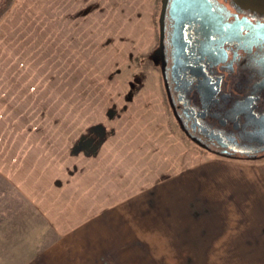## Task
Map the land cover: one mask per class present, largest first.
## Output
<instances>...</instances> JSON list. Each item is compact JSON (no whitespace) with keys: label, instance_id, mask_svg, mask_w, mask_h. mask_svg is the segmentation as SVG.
Wrapping results in <instances>:
<instances>
[{"label":"crops","instance_id":"obj_1","mask_svg":"<svg viewBox=\"0 0 264 264\" xmlns=\"http://www.w3.org/2000/svg\"><path fill=\"white\" fill-rule=\"evenodd\" d=\"M153 1L0 0V227L19 207H34L54 231L56 240L41 252L51 264H94L104 232L118 239L122 225L126 238L134 239L136 217L148 222L152 211L164 217L173 212L176 224L227 230L198 235L190 254H264V182L260 175L262 182L249 181L253 171L245 163L252 159L205 153L192 141L197 149L169 137L166 128L151 134L133 125L126 106V117L115 119L119 110L108 103L103 119L95 105L72 108L64 101L72 78L79 81L73 88L82 90L87 40L102 45L103 16L114 31L109 37L117 39L118 15L141 14L138 26L125 29L139 34ZM158 5L152 10L159 39L164 0ZM55 80H62V90ZM5 230L0 238H18ZM84 247L91 250L89 260L68 257L84 256Z\"/></svg>","mask_w":264,"mask_h":264},{"label":"rangeland","instance_id":"obj_2","mask_svg":"<svg viewBox=\"0 0 264 264\" xmlns=\"http://www.w3.org/2000/svg\"><path fill=\"white\" fill-rule=\"evenodd\" d=\"M158 3L159 0H157V3L156 1L151 3L149 14L144 16L147 17L148 21V24L144 25L148 28L145 30L146 27L143 25V31L136 30L139 34H136L134 30L125 29L130 24L138 26L136 19L143 17L141 14L118 15L120 28L118 33L120 34L117 39L109 37L114 31L112 32L109 29L110 26L106 24V16H103V30L101 32L104 37L102 45H89L92 38L87 40L86 53L88 56L83 58L84 66H86V76L80 80L82 90L74 89L79 87V81L77 78H72L69 82L72 92L65 97L64 101H70L72 108H77L78 104H84L88 108L95 105L94 107L97 108L95 114H102L103 119L107 118L105 113L108 103L116 104L119 110H117L119 114L114 116L115 119L126 117L123 114L125 111H121L126 106L132 112L128 119L136 122L133 123L134 126H144V129L151 130V134L164 131V128H166L169 137H179L187 144L189 143L190 146L195 147L196 145L179 129L177 121L173 117L166 97L160 67L151 57L160 40V37L157 38L156 14L152 10V8L158 6L160 8L161 5H158ZM123 24L125 25L123 26ZM108 40L111 41V46L105 44ZM95 47L100 52L98 50L95 53ZM56 81L55 88L62 90V80L59 83ZM58 101L57 96H55V102ZM78 113L80 112H71L72 116ZM179 143L177 140V145ZM248 161L245 164L249 166L250 173L253 171V176H250L252 179L249 181L253 182V178H256L255 182H264V176L261 175V173L264 174V157ZM259 175L262 181L257 178ZM19 211L20 213L16 214L11 212V217H8L11 218V222L6 223L5 227L3 225L0 227V230H8V235L12 233L19 234L18 238L9 239L10 236L0 238V264H32L35 260L37 261L33 264H51L53 261V259L50 260L51 256H41L42 250L56 240L53 238L54 231L51 225L34 207L22 206L19 207ZM138 218L140 217H136L134 226V239L126 238V231L121 229L122 225H120V237L118 239L112 237L114 232L109 230L104 232V235L108 236L103 238L100 248H96V252L99 251V257L95 254L94 264H264V254L188 253L197 246L198 235H205L213 231L219 233L218 235L227 233V230H221L219 224L212 225L216 227L213 231L205 229L207 224L183 222L176 224L173 212H168L164 217L158 212L152 211L148 217L145 216V219H149L145 223L137 222ZM164 218L165 221H162ZM243 225L244 227L249 226V224H242L241 226ZM200 226L203 227L202 230L198 229ZM16 227L21 231L20 233H15ZM217 227H220V229H217ZM249 232L250 230H245V233ZM251 232L258 231L251 229ZM240 233L242 232L240 231ZM2 234L7 236L3 232ZM179 234H182L183 238L181 240L174 239V236ZM82 249L88 253L84 256L81 254V256L70 255L68 257L77 262H81L84 257L88 260L93 257L89 255L90 248L84 247ZM97 257L99 261H96ZM55 262L60 261L56 259Z\"/></svg>","mask_w":264,"mask_h":264},{"label":"flooded vegetation","instance_id":"obj_3","mask_svg":"<svg viewBox=\"0 0 264 264\" xmlns=\"http://www.w3.org/2000/svg\"><path fill=\"white\" fill-rule=\"evenodd\" d=\"M238 3L255 22L241 26L239 40L226 16L223 23L198 17L178 37L169 34L163 6L155 61L173 117L190 141L208 154L257 159L264 157V0ZM170 43L185 48L172 57Z\"/></svg>","mask_w":264,"mask_h":264},{"label":"water","instance_id":"obj_4","mask_svg":"<svg viewBox=\"0 0 264 264\" xmlns=\"http://www.w3.org/2000/svg\"><path fill=\"white\" fill-rule=\"evenodd\" d=\"M164 16L165 32L177 37L178 33L180 34L182 32L186 24L196 21L198 17L202 19H211L213 16L216 19L220 17L223 23V19L226 16L231 25L232 37L237 40L240 39L239 34L242 32L241 26H246L249 23L252 25L255 24L254 21L250 22L246 12L242 10L238 3V0H165ZM247 29H255V27L250 26ZM184 48V45L170 43L167 44V53L169 56L175 57ZM226 155L235 156L236 154L226 153ZM259 155H264V152Z\"/></svg>","mask_w":264,"mask_h":264},{"label":"trees","instance_id":"obj_5","mask_svg":"<svg viewBox=\"0 0 264 264\" xmlns=\"http://www.w3.org/2000/svg\"><path fill=\"white\" fill-rule=\"evenodd\" d=\"M153 57H154V59L157 58V50L154 51V53H153ZM156 61H157V59H156ZM156 61H155V62H156Z\"/></svg>","mask_w":264,"mask_h":264}]
</instances>
